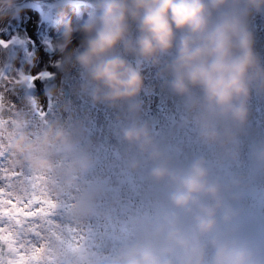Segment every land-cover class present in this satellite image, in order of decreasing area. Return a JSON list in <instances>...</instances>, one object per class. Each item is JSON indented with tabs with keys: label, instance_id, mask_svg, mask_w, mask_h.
I'll return each instance as SVG.
<instances>
[{
	"label": "bare ground",
	"instance_id": "6f19581e",
	"mask_svg": "<svg viewBox=\"0 0 264 264\" xmlns=\"http://www.w3.org/2000/svg\"><path fill=\"white\" fill-rule=\"evenodd\" d=\"M26 9L36 13V25L20 39L17 22ZM13 12L0 19V136L6 140L5 167L45 177L43 187L56 205L50 215L33 218L20 229L29 246L43 248L41 264H114L123 251L139 243H151L162 258L180 264L182 253L168 251L157 235L165 215L175 210L168 201L169 185L151 176L153 150L178 168L203 159L213 177L229 186L225 195L237 211V232L255 238L264 253V165L253 158L255 146L264 143V94L250 96V115L236 159L222 157L201 142L184 98L168 88L162 65L170 56L162 58L161 66L143 67L140 110L135 114L124 103L93 102L82 90L81 71L62 70V56L52 45L54 35L64 31L69 20L74 27L86 21L96 12V0H16ZM250 27L264 61V13L254 14ZM78 38L79 33H73V46ZM28 76L33 77L31 86ZM54 121L69 131L76 155L83 156L85 164L70 168L58 156L54 175L31 170L13 158L12 130L18 123L39 134ZM134 125L147 127L150 148L124 136ZM233 179L240 182L239 189H231ZM73 186L79 191L71 190ZM12 191L25 202L31 195L30 189ZM233 191L239 192L238 199H232ZM181 219L190 227L189 217ZM224 227L220 220L218 230Z\"/></svg>",
	"mask_w": 264,
	"mask_h": 264
},
{
	"label": "clouds",
	"instance_id": "9594fccd",
	"mask_svg": "<svg viewBox=\"0 0 264 264\" xmlns=\"http://www.w3.org/2000/svg\"><path fill=\"white\" fill-rule=\"evenodd\" d=\"M16 0H0V19L15 15ZM264 13V0H96V12L73 26L69 20L57 48L61 68H78L82 90L93 102L124 103L132 114L143 88L145 65L161 66L167 86L184 98L186 110L201 142L222 157L238 155L240 135L250 115V96L264 94V61L255 49L250 18ZM135 26V34L132 26ZM73 33H79L73 46ZM131 56L132 59H128ZM124 136L143 148L151 147L146 126L134 125ZM11 154L26 167L56 174L57 157L70 168L86 163L76 155L69 131L52 122L39 134L25 123L12 130ZM151 176L169 185L168 201L175 210L165 215L157 235L168 251L182 253L180 264H264L260 243L237 232V211L226 200L229 186L215 179L203 159L174 167L159 151ZM253 158L264 165V143ZM240 182L231 181V189ZM239 192H232L238 199ZM191 219L185 227L181 216ZM222 220L224 230H218ZM114 264H172L151 243L132 245Z\"/></svg>",
	"mask_w": 264,
	"mask_h": 264
},
{
	"label": "snow or ice",
	"instance_id": "6c2138e0",
	"mask_svg": "<svg viewBox=\"0 0 264 264\" xmlns=\"http://www.w3.org/2000/svg\"><path fill=\"white\" fill-rule=\"evenodd\" d=\"M25 79L31 86L33 77ZM5 157L6 140L0 136V181L3 182L0 185V264H41L43 248L29 246L20 229L33 218L50 215L56 205L43 187L45 177L38 174L25 176L15 166L5 167ZM15 187L26 193L31 190L26 202L14 194L12 189Z\"/></svg>",
	"mask_w": 264,
	"mask_h": 264
},
{
	"label": "rangeland",
	"instance_id": "374dc122",
	"mask_svg": "<svg viewBox=\"0 0 264 264\" xmlns=\"http://www.w3.org/2000/svg\"><path fill=\"white\" fill-rule=\"evenodd\" d=\"M66 14L61 13L60 17H66ZM36 13L34 10L26 9L25 12H23L19 17H18V22H17V35L20 39H24L26 36L30 34V32L34 29L36 25ZM62 34L63 31L60 33H56L53 38V48L55 51H59L57 48V44L61 41L62 39ZM53 58V56H52ZM38 101H41L40 98H37ZM80 187L79 186H73L71 190L78 192ZM73 242L76 241L75 238L72 239Z\"/></svg>",
	"mask_w": 264,
	"mask_h": 264
}]
</instances>
